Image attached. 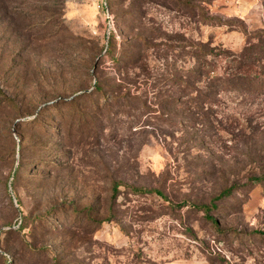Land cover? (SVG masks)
Returning a JSON list of instances; mask_svg holds the SVG:
<instances>
[{
	"label": "rangeland",
	"instance_id": "1",
	"mask_svg": "<svg viewBox=\"0 0 264 264\" xmlns=\"http://www.w3.org/2000/svg\"><path fill=\"white\" fill-rule=\"evenodd\" d=\"M259 32L264 0H0V264H264V94L196 78Z\"/></svg>",
	"mask_w": 264,
	"mask_h": 264
},
{
	"label": "trees",
	"instance_id": "2",
	"mask_svg": "<svg viewBox=\"0 0 264 264\" xmlns=\"http://www.w3.org/2000/svg\"><path fill=\"white\" fill-rule=\"evenodd\" d=\"M247 35V34H246ZM263 36V33H255L252 34L251 37L256 39V42H253L252 47L250 48L249 52H243L235 53V54H227L226 52H217L222 51L217 49L216 53L211 48V50H207L206 54H214V60L211 59V61L208 62L209 69L207 71L199 70L198 73H196V78H207L211 80L213 83L210 84V86L207 87H199V92H203V89L207 91L206 95H210L213 91H223L226 93L230 92H240V93H259L264 94V77L260 73H258L257 66H258V56L257 53L258 48L261 47L263 44L264 39H261L260 37ZM200 53H204L207 48H205L204 45H202L200 48ZM213 51V52H210ZM106 54L107 49L105 50ZM219 53V54H218ZM203 54V55H206ZM218 56L223 57V63L222 66L223 69L221 72L217 71V65H218ZM203 57L200 56V59ZM217 58V59H216ZM204 62V61H203ZM204 66V65H202ZM204 76V77H203ZM198 81V80H196ZM96 90H100V88H96ZM207 97V96H206ZM17 175V168L12 173V181L16 178ZM13 183L11 182V187ZM119 184L113 185V191L114 193L117 192ZM126 188L130 190L133 194H146V193H155L158 196L164 198L163 194L158 190H150L146 188H141L133 185H125ZM231 191L229 189H226L222 191L217 197L216 200H219L223 198L224 196H228ZM195 209L201 210L205 213L206 216L209 215L210 211L215 208V204L212 203L210 205H196L194 206ZM45 216H42V228L49 227L50 220ZM208 219L212 222H215V220L211 217H208ZM23 227L20 225L19 228L23 229ZM262 236H264V231L260 232ZM37 263V262H36Z\"/></svg>",
	"mask_w": 264,
	"mask_h": 264
}]
</instances>
